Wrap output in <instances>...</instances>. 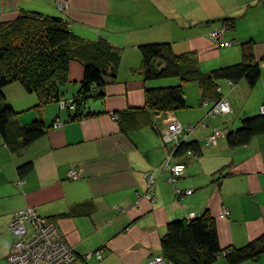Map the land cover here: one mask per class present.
Segmentation results:
<instances>
[{
    "label": "crops",
    "instance_id": "crops-1",
    "mask_svg": "<svg viewBox=\"0 0 264 264\" xmlns=\"http://www.w3.org/2000/svg\"><path fill=\"white\" fill-rule=\"evenodd\" d=\"M65 1L70 7L63 11L58 4ZM23 11L61 16L74 33L91 41L106 39L122 58L106 96L88 101L85 112H95L93 116L73 120L75 110L62 108L60 101L36 107L37 95L20 82L6 88L7 100L19 114L8 140L0 131V264H8L14 244L9 224L16 212L28 207L56 222L77 253L72 264H150L151 257L163 254L161 240L169 222L206 210L216 220L223 248L243 247L264 234V134L239 147L226 139L216 146L204 144L213 130L238 128L264 104V0H0V21L13 20ZM228 18L235 26L222 39L232 44L219 46L210 34ZM250 39L255 40L262 77L254 87L245 80L219 81L231 113L206 118L214 101L205 106L201 86L191 82L185 86L189 106L156 115L155 128L144 123L126 133L114 118L145 106L140 45L171 42L178 54L194 52L201 69L210 72L241 62V42ZM84 73L80 61L71 62L61 100L75 98ZM140 117L148 121L146 115ZM58 119L64 121L60 127L55 125ZM167 119L200 123L191 136L201 141L198 157L188 153L173 158L172 165L186 164L176 183L169 180L172 170L165 164L172 147L162 137ZM36 120L48 129L19 147L16 125ZM29 162L31 168L21 174L19 167ZM73 164L82 173L79 179L69 178ZM147 173L157 179L153 189ZM176 187L193 192L178 196ZM213 264L229 263L222 256ZM241 264H264V254Z\"/></svg>",
    "mask_w": 264,
    "mask_h": 264
},
{
    "label": "trees",
    "instance_id": "trees-1",
    "mask_svg": "<svg viewBox=\"0 0 264 264\" xmlns=\"http://www.w3.org/2000/svg\"><path fill=\"white\" fill-rule=\"evenodd\" d=\"M225 23L228 29L235 26L231 18L225 19ZM254 46V39L241 42V62L204 72L194 52L178 54L171 42L140 45V72L146 82V103L135 111L118 112L122 130L128 133L144 123L155 128L156 115L188 107L187 83L195 82L201 86L203 102H217L225 97L220 94V80L232 83L245 80L251 87L256 86L262 77V69L256 60ZM121 58V51L106 39L91 41L80 37L61 16L23 11L13 20L0 21V131L8 140L9 131L19 114L7 100L5 91L10 84L20 82L27 91L35 93L39 101L36 107L61 102V87L69 80L70 65L74 60L83 64L85 73L72 100L75 111L71 119L95 115V112H85L87 103L93 98L106 96V86L117 79ZM174 77L180 80L179 83L157 84ZM139 115H146L148 121ZM16 128L21 137L19 147L28 146L48 129L41 120L16 125ZM260 134H264V114L259 110L256 115L243 118L238 128H229L226 140L231 147H239L249 144ZM191 136L176 148L172 145L169 153L173 152V157L184 156L189 151L200 154L201 141ZM30 168L29 162L21 165L19 171L24 175ZM161 245L169 264H213L222 256L229 264H241L257 260L264 254V234L243 247L223 248L216 220L206 210L195 217L169 222Z\"/></svg>",
    "mask_w": 264,
    "mask_h": 264
},
{
    "label": "built area",
    "instance_id": "built-area-1",
    "mask_svg": "<svg viewBox=\"0 0 264 264\" xmlns=\"http://www.w3.org/2000/svg\"><path fill=\"white\" fill-rule=\"evenodd\" d=\"M64 2L60 4V7L64 9L68 8V3ZM67 4V6H66ZM228 29V25L225 23L222 28L213 30L210 34L211 38L218 41L220 40L221 46H230L231 42H226L222 38ZM61 106L64 108L69 105L74 109L75 104L73 101L67 102L61 100ZM208 101H204V105L207 106ZM232 112V107L227 98L214 102V104L207 110L206 118H213L222 116ZM260 112L264 114V104L260 107ZM167 130L163 132V141L166 144L173 143V148H176L183 140L188 139L195 133L198 125L189 124L184 125L177 119H167ZM64 124V121L58 119L56 126L60 127ZM205 126V120L201 122ZM228 129H215L208 134L204 139L206 146L219 145L221 140L226 139ZM189 154L198 157L199 154L189 151ZM173 152L169 153L166 159V166H170L172 174L169 180L176 183L181 178L186 170V164L177 162L172 165ZM69 178L79 179L82 175L77 165L73 164L69 170ZM147 179L149 181L150 188L153 189L157 184V179L153 173H147ZM178 196L183 193L190 194L192 189L182 190L176 187ZM151 197L150 193L148 194ZM229 210L225 209V214H228ZM191 217H195V214H191ZM10 230L13 234L14 244L13 252L8 256V264H69L75 259V250L66 242L62 232L58 225L52 218L41 215L34 207H28L16 212L14 218L10 222ZM157 264L164 262L163 257L154 258Z\"/></svg>",
    "mask_w": 264,
    "mask_h": 264
},
{
    "label": "rangeland",
    "instance_id": "rangeland-1",
    "mask_svg": "<svg viewBox=\"0 0 264 264\" xmlns=\"http://www.w3.org/2000/svg\"><path fill=\"white\" fill-rule=\"evenodd\" d=\"M61 3H63V2H61ZM61 3H59L58 4V6H59V8L61 9V10H63V11H65V10H67L69 7H70V3L68 2V1H65L64 2V4L65 3H68V8L67 7H65L64 9H62L61 7H60V4ZM64 4H63V6H64ZM66 6H67V4H66ZM216 41V40H215ZM217 43H218V45L220 46V40H219V42L217 41ZM163 80V79H162ZM169 80H175V81H177V83H179V79L178 78H176V77H174V78H169V79H165V82L166 83H168V82H170ZM158 82V81H157ZM164 82V81H163ZM167 85H169V84H167ZM261 107V106H260ZM113 116H114V118L115 119H118V114L116 113V114H113ZM204 121V120H203ZM173 145V143H170V147ZM49 218V217H48ZM190 218H191V216H190ZM9 226H10V224H9ZM60 229V228H59ZM71 248L73 249V247L71 246ZM13 252V247H12V249H11V252H10V254ZM9 254V255H10ZM89 255L90 254H87L86 256H85V258H89ZM158 257H163V260H164V262H162V264H169L168 262H167V260L165 259V257H164V255L162 254V255H160V256H155V257H151L150 259H149V263L150 264H157V263H153V260H154V262H159V261H156L154 258H158ZM78 259V256H77V253L75 252V259L74 260H72L69 264H72L73 262H75L76 260ZM160 264H161V262H160Z\"/></svg>",
    "mask_w": 264,
    "mask_h": 264
},
{
    "label": "bare ground",
    "instance_id": "bare-ground-1",
    "mask_svg": "<svg viewBox=\"0 0 264 264\" xmlns=\"http://www.w3.org/2000/svg\"><path fill=\"white\" fill-rule=\"evenodd\" d=\"M98 98V97H97Z\"/></svg>",
    "mask_w": 264,
    "mask_h": 264
}]
</instances>
